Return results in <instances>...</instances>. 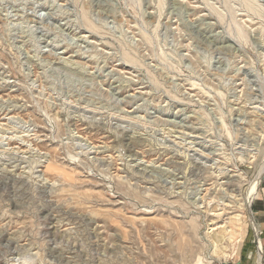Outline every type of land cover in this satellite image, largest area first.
<instances>
[{
  "label": "rangeland",
  "instance_id": "374dc122",
  "mask_svg": "<svg viewBox=\"0 0 264 264\" xmlns=\"http://www.w3.org/2000/svg\"><path fill=\"white\" fill-rule=\"evenodd\" d=\"M261 243L264 0H0V264Z\"/></svg>",
  "mask_w": 264,
  "mask_h": 264
},
{
  "label": "bare ground",
  "instance_id": "6f19581e",
  "mask_svg": "<svg viewBox=\"0 0 264 264\" xmlns=\"http://www.w3.org/2000/svg\"><path fill=\"white\" fill-rule=\"evenodd\" d=\"M247 202V201H246ZM249 205L251 204L252 202V199H249ZM251 206V205H250ZM251 212V210H250ZM251 216V214H250ZM148 218V217H147ZM254 221V220H253ZM225 233V232H224ZM217 244L219 243L218 240L215 241ZM259 248H258V253H257V258H256V262L257 264H264V261H263V257H262V243L258 245Z\"/></svg>",
  "mask_w": 264,
  "mask_h": 264
},
{
  "label": "crops",
  "instance_id": "0c3cea01",
  "mask_svg": "<svg viewBox=\"0 0 264 264\" xmlns=\"http://www.w3.org/2000/svg\"><path fill=\"white\" fill-rule=\"evenodd\" d=\"M255 256H256V254H255ZM255 256H254V258H253V256H252L251 261H250L249 264H257V262H256V260H255ZM262 257H263V255H262Z\"/></svg>",
  "mask_w": 264,
  "mask_h": 264
}]
</instances>
